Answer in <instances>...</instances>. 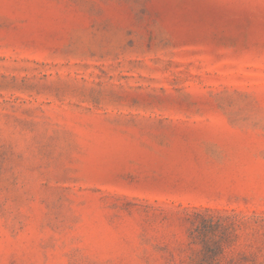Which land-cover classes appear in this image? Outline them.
I'll return each mask as SVG.
<instances>
[{
	"label": "rangeland",
	"instance_id": "374dc122",
	"mask_svg": "<svg viewBox=\"0 0 264 264\" xmlns=\"http://www.w3.org/2000/svg\"><path fill=\"white\" fill-rule=\"evenodd\" d=\"M0 264H264V0H0Z\"/></svg>",
	"mask_w": 264,
	"mask_h": 264
},
{
	"label": "trees",
	"instance_id": "16d2710c",
	"mask_svg": "<svg viewBox=\"0 0 264 264\" xmlns=\"http://www.w3.org/2000/svg\"><path fill=\"white\" fill-rule=\"evenodd\" d=\"M196 220L200 221V225H203L208 222V220H206L204 218L203 215L201 214H196ZM212 222V220H211ZM213 228H215L214 232H218L219 229H221V225L220 224H215L212 225ZM199 225L195 228V230L192 232V236H193V243L195 244L196 242H200V244L203 247V251H202V257L204 258V261L207 260H213L215 258H217L219 255H221L223 253V248H222V244L224 242V240L226 239V235L222 234V238H212V234L211 232H208L207 230L204 229V231H199ZM211 235V236H210ZM219 239L217 242L216 240ZM215 240V245L217 246V248H210L212 242Z\"/></svg>",
	"mask_w": 264,
	"mask_h": 264
}]
</instances>
